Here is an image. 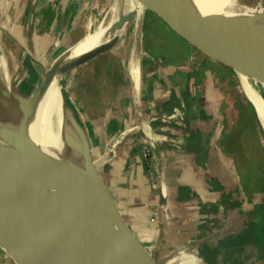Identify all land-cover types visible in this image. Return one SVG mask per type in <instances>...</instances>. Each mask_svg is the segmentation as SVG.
<instances>
[{
    "label": "crops",
    "instance_id": "crops-1",
    "mask_svg": "<svg viewBox=\"0 0 264 264\" xmlns=\"http://www.w3.org/2000/svg\"><path fill=\"white\" fill-rule=\"evenodd\" d=\"M72 1L12 0L17 3L12 19H17L11 21L6 19L7 2L0 0V75L11 89L33 94L38 77L32 64L46 70L50 60H58L76 43L74 32L67 34ZM114 1L113 7L125 4ZM96 3L101 0H88L89 9ZM139 4L138 99L129 72L132 44L123 41L106 50L119 60L124 85L116 96L122 100L100 113L88 132L93 164L145 264H264V240L255 228L259 207L245 203L241 187L227 189V159L213 155L219 109L199 102L201 120H185L183 101L193 80L182 67L202 48L195 47V35L171 15ZM208 61L220 75L225 72L214 56ZM153 66L173 68L177 76L164 78ZM203 90L207 93L209 86ZM158 114L167 121L155 122ZM149 132L162 139L152 141ZM243 224L245 230L236 233Z\"/></svg>",
    "mask_w": 264,
    "mask_h": 264
},
{
    "label": "water",
    "instance_id": "water-1",
    "mask_svg": "<svg viewBox=\"0 0 264 264\" xmlns=\"http://www.w3.org/2000/svg\"><path fill=\"white\" fill-rule=\"evenodd\" d=\"M140 3L171 15L219 59L216 50L264 58V0ZM118 7L123 12V6ZM116 44L98 45L90 53ZM31 67L38 77L33 94L0 91V238L6 231V238L11 236L20 249L35 247L58 264H145L93 164L89 138L65 96L58 94L59 110L68 124L54 121L58 125H53L51 145L36 142L37 131H20L3 120L8 110L16 108L32 128L45 123L40 124L42 110L35 96L48 72L37 63Z\"/></svg>",
    "mask_w": 264,
    "mask_h": 264
},
{
    "label": "rangeland",
    "instance_id": "rangeland-1",
    "mask_svg": "<svg viewBox=\"0 0 264 264\" xmlns=\"http://www.w3.org/2000/svg\"><path fill=\"white\" fill-rule=\"evenodd\" d=\"M5 2H7V10L10 11V14L7 13L6 19L11 18L10 20L14 21L17 19V15L13 20V9L17 3L12 2V0H5ZM125 3L122 7V14L124 13L123 20L121 19L122 36L120 35L121 39L116 45L118 46L123 41L129 45L138 43L140 62L142 38H137V35L141 33V11L139 9L138 15L136 12V6H141L139 4L140 0H125ZM114 4V0H101L100 4L96 3L95 7L92 6L89 9L88 0H73L66 20L68 23L67 34L71 31L74 32L72 43L79 41L88 30H94L99 25H106ZM125 15L127 16L125 17ZM159 21L163 23L161 19ZM198 46H201L202 53L196 50V56L192 59L193 63L191 62L182 67L184 75L189 79L191 77V80H193L192 89L187 91L189 98L183 101L185 115L192 121L201 120V117L196 114V104L198 105L199 102H202V104L209 102L219 109L215 132L216 145L213 147V155L216 158L223 159L224 157L227 159L231 174H229V179L226 181L227 189L241 187L245 193V203L251 208L254 207L253 203H257L259 216L256 219L255 228L257 237L261 241L264 240V134L258 125L253 106L240 91L238 82L228 64L219 59L210 47L196 43L195 47ZM90 52L91 50L82 53L58 79L59 93L65 96L68 109L78 120L87 136L89 130L95 126L94 120L101 116L100 113L102 114L106 108H112L113 106L115 108L118 101L122 100L116 96L122 92V86L124 85L121 67L114 53L107 54L106 51H101L94 55ZM205 55L212 58L214 56L225 72L220 75L217 66L216 68L215 66L210 67L209 56ZM61 58L56 61L59 62ZM88 58L91 59L90 62H87ZM51 61L45 68L52 75V79L55 80L54 73L56 69L54 71V68L57 63ZM144 61H146V58H144ZM153 69H159L158 74L164 78L170 76L169 73H172V77L177 76L173 68L170 69L167 66H153ZM206 85L209 86L207 93L203 90ZM193 95L197 97L194 98ZM158 100L161 102L162 99ZM123 101L126 102V99H123ZM188 106L193 109L190 110L191 112H189ZM154 117H157L155 122L167 121L165 117L159 116V114L154 115ZM195 154L199 158L198 154L200 153ZM213 191L211 193L214 196L217 192ZM217 191H222V188L217 187ZM235 196H238V194H235ZM219 200L221 202V197ZM244 228L245 225L243 224L241 229H237L236 233H242L245 230ZM228 231H230L229 228ZM20 252V246L11 236L0 238V264H25Z\"/></svg>",
    "mask_w": 264,
    "mask_h": 264
},
{
    "label": "bare ground",
    "instance_id": "bare-ground-1",
    "mask_svg": "<svg viewBox=\"0 0 264 264\" xmlns=\"http://www.w3.org/2000/svg\"><path fill=\"white\" fill-rule=\"evenodd\" d=\"M217 1H226V0H217ZM136 9L138 12L139 9L141 11V7L138 5L136 6ZM111 10L112 12L110 14L109 21L107 22L106 25L104 26L99 25L94 30L91 29L88 30V32L79 41L76 42L74 47L69 49L66 55L62 57L59 62H57L54 68V71L56 69V72L54 73V78L56 77L55 80L52 79V75L48 73L46 79L41 84L35 98L39 102L40 108L42 110V113L39 115V118L41 120L40 124H43L44 122L45 123L41 126L39 125L40 127L39 129L32 128L28 123V121L24 118V116L16 108H13L8 110L3 116V120H5L7 124L20 131L29 130L32 131L33 133L37 131L38 134L35 136L36 142H39L44 146L51 145V142L53 140V132H52L53 125L56 127L58 125V124L56 125V123L68 124V120L65 118L64 115H61L59 110L58 79L69 67V65L82 53L91 50L97 47L98 45L104 43L115 45L121 39L120 35L122 33V30L120 28V23H121L122 15L124 13L122 14V10L118 6L112 7ZM126 16L127 15H125V17ZM131 47L132 48L130 51L131 59L129 61V72H130V76L133 78V81L135 82L133 91L136 95V98L138 99V74H139L140 50L138 48L137 43L132 44ZM209 51H211V49H209ZM216 51L219 57L224 62H226L229 68L232 70L243 96L253 106L256 113L258 125L264 134V58L228 54L219 50ZM121 62H123V60ZM5 90H11V88L8 86L5 79L0 75V91H5ZM54 121L56 123H54ZM149 137L154 142H159L162 139L161 136H158L151 132H149ZM20 254L25 264H58L52 260L50 254L41 252L39 249L28 245H22Z\"/></svg>",
    "mask_w": 264,
    "mask_h": 264
},
{
    "label": "trees",
    "instance_id": "trees-1",
    "mask_svg": "<svg viewBox=\"0 0 264 264\" xmlns=\"http://www.w3.org/2000/svg\"><path fill=\"white\" fill-rule=\"evenodd\" d=\"M184 118H185V117H184ZM185 120L188 121V118L186 117Z\"/></svg>",
    "mask_w": 264,
    "mask_h": 264
}]
</instances>
